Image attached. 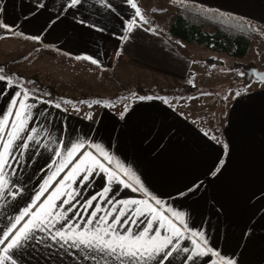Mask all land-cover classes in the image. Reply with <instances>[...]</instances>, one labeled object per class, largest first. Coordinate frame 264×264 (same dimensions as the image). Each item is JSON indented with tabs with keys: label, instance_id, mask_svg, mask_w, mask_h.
<instances>
[{
	"label": "crops",
	"instance_id": "0c3cea01",
	"mask_svg": "<svg viewBox=\"0 0 264 264\" xmlns=\"http://www.w3.org/2000/svg\"><path fill=\"white\" fill-rule=\"evenodd\" d=\"M108 2L111 7L102 6L99 0H82L68 9L67 0H0V23L11 26V31L0 28V32L47 53L38 74L54 83L66 81L67 74L75 76L79 69L110 70L117 63L131 60L146 72L148 80L141 82L144 87L148 82L154 87L156 82L177 81L194 90L175 102L178 98L174 96L157 94L152 99L85 100L60 108L30 100L36 107L29 128H37L39 143L31 142L27 150L17 148L14 155L18 161H11L12 167L6 169L10 190L18 194L0 197V229L9 226V221L32 202L50 174L48 165L55 159L52 149L59 147L53 141L70 145L83 140L86 145H100L114 157L113 164L107 165L94 147L84 149L97 155L106 166L112 168L119 162L131 170L151 196L167 208L184 213L189 228L203 231L209 246L221 257L235 264H264V86L245 82L239 95L228 93L226 101L214 104L210 98L214 95L212 89L221 85L215 84L218 79L209 85L189 82L191 53L202 45L171 36L158 18L152 20V26L143 24L127 33L126 25L134 17V9L126 0ZM135 2L139 6L145 0ZM151 2L174 8L190 4L264 28V0ZM125 35L127 40L122 39ZM140 36L151 37L153 42L140 43ZM83 56L97 59L98 64L76 59ZM48 60L59 68L56 72L47 69ZM23 87L33 97H40L30 86ZM18 90L0 81V114ZM217 167L219 171L212 175ZM122 178L131 183L127 177ZM105 184L106 177L98 173L79 199L83 201L101 191ZM194 185H199L198 189L189 191ZM112 188L116 200L147 199L131 187L114 183ZM53 189L54 185L41 202ZM72 222L83 220L73 217ZM182 246L191 248V243L185 240ZM185 255L173 254L166 264H191L185 261ZM15 256L19 264H120L83 248L61 247L46 237L40 243L30 242ZM215 259L219 257L197 258L196 264H211Z\"/></svg>",
	"mask_w": 264,
	"mask_h": 264
},
{
	"label": "snow or ice",
	"instance_id": "6c2138e0",
	"mask_svg": "<svg viewBox=\"0 0 264 264\" xmlns=\"http://www.w3.org/2000/svg\"><path fill=\"white\" fill-rule=\"evenodd\" d=\"M99 2L102 6L111 7L108 0ZM126 2L134 9V17L127 22L125 29L127 33H131L134 28L147 24L148 21L135 0ZM81 3L82 0H67L66 7L71 9ZM0 28L11 31V26L3 23H0ZM30 39L38 41L39 37ZM122 39L127 40L128 36L125 35ZM76 59L98 64L97 59L89 56ZM0 72H3L2 68ZM254 74L264 82V74ZM0 81L6 82L7 87L19 88L6 111L0 114V197L5 193L15 197L18 191L11 192L6 169L12 167L11 161H18L19 158L14 155L17 148L27 150L31 142L39 143L37 128H29L36 103L29 101H50L33 97L22 83H14L10 77L0 75ZM164 102L167 103V100ZM63 103L69 104L71 101L64 100ZM54 106L60 108L61 104L56 103ZM53 143L59 147L52 149L55 159L48 165L50 174L41 184L32 202L9 221V226L0 229V264H19L16 252L30 242L40 243L44 237L61 247L69 245L77 249L83 248L89 253H99L104 258L117 260L120 264H166L173 254L180 252L186 254L185 261L191 264H196L197 258L208 256L219 257L212 260L211 264H235L232 259L221 257L219 252L209 246L203 231L191 230L184 213L167 208L160 199L151 196L130 169L119 162L110 168L93 152L84 150L94 147L99 156L103 157V161L112 165L114 157L100 145H86L83 140L70 145L59 140H54ZM218 171L219 167L211 174L215 175ZM98 173L106 177L105 186L81 201L79 198L83 190L91 187L92 180ZM122 177H127L131 183ZM114 183L125 188L131 187L132 191H140L147 199L116 200L112 195ZM53 185L54 189L41 202V197ZM198 187L199 185H194L189 191H195ZM73 217L77 221L82 219L83 223L72 222ZM39 234H44V237ZM185 240L190 241L191 248L182 246Z\"/></svg>",
	"mask_w": 264,
	"mask_h": 264
},
{
	"label": "rangeland",
	"instance_id": "374dc122",
	"mask_svg": "<svg viewBox=\"0 0 264 264\" xmlns=\"http://www.w3.org/2000/svg\"><path fill=\"white\" fill-rule=\"evenodd\" d=\"M139 7L148 21L147 25L152 26V20L158 18L159 20H163L162 24L165 25L163 27H167V32L170 33V25L174 22L177 13L176 8L172 6L168 7L167 5L153 4L151 0H145V3H141ZM162 7L164 9H161ZM259 30L260 33L264 35V28ZM203 31L207 34L213 33V30L208 27H204ZM140 38L141 39H138L140 43L148 44L153 42L151 37L140 36ZM46 57L47 53L43 52V50L22 43L17 39L0 32V65H3V69L8 72L20 74L21 76L34 77L42 85L53 87L57 94L62 98L77 101H82L84 99H133L137 96H130V94H128L129 91L135 86H142V80L145 78L147 79L145 76L146 72L142 68L140 69L135 66L133 61L129 60L125 61L126 63H117L116 66L110 70L79 69V72H77L78 69H76L75 71L79 75L77 73L75 76L72 73L70 75L67 74L65 75L67 82L64 79V81L54 83L55 81L50 80L49 77L45 75L42 77L38 74L45 65L42 60ZM190 60L192 62V76H190L191 83L194 85H209L214 82L213 80L216 81V79H218V82L215 84L219 83L221 85L212 89L214 95L210 99L213 100L214 104L218 100H223L222 102H224L226 101L228 93L232 92L235 94L238 91L241 92L242 89L240 90V88L243 87L244 83L247 82L249 78H251L250 76H252V73L249 68H246L247 66L255 68L258 71H264V41H252L246 55L243 58L235 60L236 64L245 66L244 72L237 70V67L233 65V59H231L229 55L211 51L205 45L195 48L193 53H191ZM208 60H210V62ZM46 62L48 70L55 71L59 69L56 65L51 64L50 60ZM208 73L211 75H207ZM241 73H243V75H241ZM0 75L8 77L4 71L0 72ZM56 77L60 78L61 76L56 75ZM250 82L252 84L251 86L254 84L264 86V83H259L253 78ZM155 84L156 86L153 87L152 83L148 82L146 87H142L145 89H174L176 93L173 96L174 98H178L175 99L174 102L181 100L184 98L185 94L191 93V91L194 90L191 89L187 93H184L185 90L183 89L185 87L191 88L190 85L177 81L170 83L156 82ZM200 90L204 89L202 88ZM200 96L205 97L203 94Z\"/></svg>",
	"mask_w": 264,
	"mask_h": 264
},
{
	"label": "trees",
	"instance_id": "16d2710c",
	"mask_svg": "<svg viewBox=\"0 0 264 264\" xmlns=\"http://www.w3.org/2000/svg\"><path fill=\"white\" fill-rule=\"evenodd\" d=\"M175 8L177 9V13L174 22L170 25L171 35L180 41L205 45L214 52H221L229 55L234 61L233 65H235L237 70H240L241 72H244L245 66L236 64L235 60L243 58L246 55L252 41H264V35L260 33L257 26L246 20L223 15L214 11L204 10L190 4H178ZM204 27L212 29L213 33H205L203 31ZM208 61L210 62V60ZM0 68L3 69V65H0ZM246 68H249L251 71L255 69L248 66ZM3 71L13 81L16 80L14 82L30 86L34 92L44 100L50 101V103H60L63 105V101L68 100L71 101L70 104L77 105L85 101V99L77 101L62 98L57 94L53 87L42 85L34 77L21 76L20 74L8 72L4 69ZM250 77L251 78H249L247 82L253 78V76ZM29 81H31V83H29ZM190 87L191 88L185 87L183 89L185 90L184 93L194 89V87ZM45 93H48L49 95H45ZM175 93L176 91L174 89H145L142 86H135L128 94H130V96L149 97L155 94H159L160 96H173ZM87 101H94V99Z\"/></svg>",
	"mask_w": 264,
	"mask_h": 264
},
{
	"label": "water",
	"instance_id": "95a60500",
	"mask_svg": "<svg viewBox=\"0 0 264 264\" xmlns=\"http://www.w3.org/2000/svg\"><path fill=\"white\" fill-rule=\"evenodd\" d=\"M254 72H255V73H259V74H264V71H258V70H256V69H253V70L251 71L252 76H253V78H254L255 80H257V81L260 82V83H264V82H261V81L258 79L257 75H255Z\"/></svg>",
	"mask_w": 264,
	"mask_h": 264
}]
</instances>
